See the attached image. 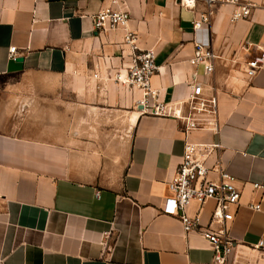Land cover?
<instances>
[{"label": "crops", "instance_id": "0c3cea01", "mask_svg": "<svg viewBox=\"0 0 264 264\" xmlns=\"http://www.w3.org/2000/svg\"><path fill=\"white\" fill-rule=\"evenodd\" d=\"M239 1L252 9L236 22V6L213 8L207 75L189 63L193 14L178 0H125L127 27L109 32L93 27L109 0H0V264H216L161 211L186 143L217 144L208 165L240 191L224 264H264V67L244 74L264 50V0ZM127 32L155 54L159 102L178 104L191 83L215 96L217 134L142 114L140 92L114 81L129 66ZM214 205L201 207L203 227Z\"/></svg>", "mask_w": 264, "mask_h": 264}, {"label": "built area", "instance_id": "2783aa9c", "mask_svg": "<svg viewBox=\"0 0 264 264\" xmlns=\"http://www.w3.org/2000/svg\"><path fill=\"white\" fill-rule=\"evenodd\" d=\"M101 2L105 0H99ZM110 6L102 9L93 17V27L96 32H109L126 29L129 15L118 5H124L125 0H109ZM179 5L193 14L191 21L192 42L196 55L189 60L192 66L201 65L204 73L212 74L215 55L211 49L210 24L214 14V6H236L231 22L249 17L252 6L240 4L239 0H178ZM198 8H202L201 11ZM135 36L127 32L124 44L131 48L130 62L123 76L114 75V81L126 86L129 90H138L141 94L137 101L144 115L178 120L183 124L184 132L206 130L218 132V111L215 96H205L199 83L190 84V92L178 104H168L158 101V94L151 87V79L158 72L155 54L152 50H140L135 45ZM11 60L16 58V48L8 50ZM264 67V50L258 49L246 63L244 74L246 78H254ZM96 77V76H95ZM219 146L217 144L186 143L175 176L168 184L171 197L164 200L162 213L176 217L184 233L196 232L210 245L214 252V262L224 264L233 250V240L226 232V224L233 220V210L239 204L240 191L236 179L226 172L216 161L208 165L210 157ZM254 188H261L254 185ZM208 201L214 202V210L210 224H218L220 229L213 231L209 225L203 227L200 221V209ZM196 204L198 209L190 215L187 210ZM252 210L260 206L249 205Z\"/></svg>", "mask_w": 264, "mask_h": 264}]
</instances>
